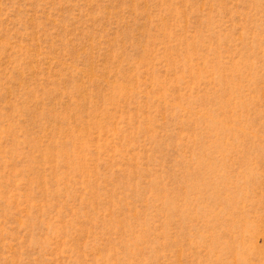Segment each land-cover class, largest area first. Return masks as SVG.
I'll return each instance as SVG.
<instances>
[{
	"label": "rangeland",
	"instance_id": "obj_1",
	"mask_svg": "<svg viewBox=\"0 0 264 264\" xmlns=\"http://www.w3.org/2000/svg\"><path fill=\"white\" fill-rule=\"evenodd\" d=\"M0 264H264V0H0Z\"/></svg>",
	"mask_w": 264,
	"mask_h": 264
}]
</instances>
